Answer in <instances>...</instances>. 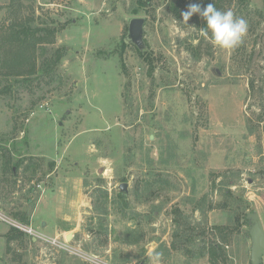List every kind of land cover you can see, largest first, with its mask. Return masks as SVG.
Listing matches in <instances>:
<instances>
[{
    "label": "rangeland",
    "instance_id": "374dc122",
    "mask_svg": "<svg viewBox=\"0 0 264 264\" xmlns=\"http://www.w3.org/2000/svg\"><path fill=\"white\" fill-rule=\"evenodd\" d=\"M193 3L246 20L242 43L212 45ZM21 18L56 29L37 67L63 55L0 69V264H210L214 240L220 264H251L236 216L247 201L264 226V0H0V39Z\"/></svg>",
    "mask_w": 264,
    "mask_h": 264
},
{
    "label": "trees",
    "instance_id": "16d2710c",
    "mask_svg": "<svg viewBox=\"0 0 264 264\" xmlns=\"http://www.w3.org/2000/svg\"><path fill=\"white\" fill-rule=\"evenodd\" d=\"M148 2L149 0H137L140 6L146 5ZM6 27L7 31L0 39V52L8 55L6 58L0 60V69H3V74L6 77L14 76L15 78L24 74L34 73L38 76L50 74L60 62L63 55L62 49H55L50 58H45L39 67L36 65L35 53L41 44L50 43L53 40L56 29L38 24L35 25L31 18L11 20L10 23H7ZM250 84L253 88V81ZM225 193L233 197V192L230 189L225 190ZM244 208L247 210L242 212L241 215H237L236 219L238 222L248 225L246 214L250 210L249 202H245ZM6 239L8 240L7 235ZM223 249L221 242L214 240L201 251V254L207 253L210 264H220V260L222 261V258L225 256Z\"/></svg>",
    "mask_w": 264,
    "mask_h": 264
},
{
    "label": "clouds",
    "instance_id": "9594fccd",
    "mask_svg": "<svg viewBox=\"0 0 264 264\" xmlns=\"http://www.w3.org/2000/svg\"><path fill=\"white\" fill-rule=\"evenodd\" d=\"M193 14H199L203 18L205 27L201 34L215 47L231 50L242 43L247 32V21L234 17L231 10L221 11L213 3H208L203 8L200 4L193 3L183 13V18L187 21Z\"/></svg>",
    "mask_w": 264,
    "mask_h": 264
},
{
    "label": "water",
    "instance_id": "95a60500",
    "mask_svg": "<svg viewBox=\"0 0 264 264\" xmlns=\"http://www.w3.org/2000/svg\"><path fill=\"white\" fill-rule=\"evenodd\" d=\"M144 22L143 16H134L129 18L127 24V32L125 39L134 45L138 50H143L146 46L144 40ZM219 74V71L216 70ZM120 192H128V183L122 182L118 185ZM248 220V233L251 241L250 244V262L251 264H262L264 256V226L256 211H250L246 214ZM71 234H67L66 238L69 239ZM142 264V263H140Z\"/></svg>",
    "mask_w": 264,
    "mask_h": 264
},
{
    "label": "built area",
    "instance_id": "2783aa9c",
    "mask_svg": "<svg viewBox=\"0 0 264 264\" xmlns=\"http://www.w3.org/2000/svg\"><path fill=\"white\" fill-rule=\"evenodd\" d=\"M0 219H4L1 215H0ZM10 223V222H9ZM12 224V226H15L16 228L24 231V232H27L28 234H30L33 238L35 237H38V238H44V234H41L40 232H36V230L30 226V225H25V224H22V223H19V222H12L10 223ZM52 243L56 244V240L55 239H52ZM64 247V246H62ZM94 260H96V257H94Z\"/></svg>",
    "mask_w": 264,
    "mask_h": 264
},
{
    "label": "crops",
    "instance_id": "0c3cea01",
    "mask_svg": "<svg viewBox=\"0 0 264 264\" xmlns=\"http://www.w3.org/2000/svg\"><path fill=\"white\" fill-rule=\"evenodd\" d=\"M42 224H44V222H42ZM49 225L50 224L47 222V226L48 227H49ZM5 232H6L5 229L4 230H0V260L2 259V255L5 254V246H6V243H8L7 240H6ZM32 240H34V239H32ZM262 264H264L263 260H262Z\"/></svg>",
    "mask_w": 264,
    "mask_h": 264
}]
</instances>
